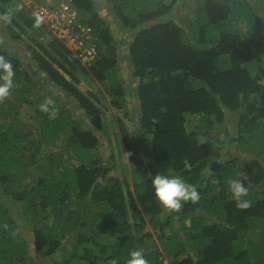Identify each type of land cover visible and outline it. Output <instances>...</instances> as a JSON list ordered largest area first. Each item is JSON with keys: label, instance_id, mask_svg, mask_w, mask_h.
Listing matches in <instances>:
<instances>
[{"label": "trees", "instance_id": "obj_1", "mask_svg": "<svg viewBox=\"0 0 264 264\" xmlns=\"http://www.w3.org/2000/svg\"><path fill=\"white\" fill-rule=\"evenodd\" d=\"M108 1L133 32L127 53L94 0H74L98 36V55L84 66L44 25L34 27L29 11L16 13L11 0H0V12L21 22L16 38L33 41L26 54L39 66L35 75L0 46L16 72L0 104V264H127L132 250L149 264H264V0H185L191 11L180 18V0ZM123 60L128 73L120 72ZM83 78L96 80L114 108L137 100L139 145L124 137L131 176L109 175L114 165L95 152L96 131L110 138V130L101 97L79 87ZM48 98L52 110L37 108L38 122L27 129L21 107ZM227 117L236 118L229 143L240 154L221 161L213 133L227 127ZM157 173L183 177L199 200L183 202L179 212L165 209L151 183ZM241 178L247 207L229 190Z\"/></svg>", "mask_w": 264, "mask_h": 264}, {"label": "rangeland", "instance_id": "obj_2", "mask_svg": "<svg viewBox=\"0 0 264 264\" xmlns=\"http://www.w3.org/2000/svg\"><path fill=\"white\" fill-rule=\"evenodd\" d=\"M184 1L185 0H180L179 3L177 4L176 10L180 14L178 18H180L181 16L183 17V15L190 14L191 9L189 7H185V6L182 7V5L185 4ZM11 2L15 6V9L17 11L16 13H19L18 10L19 11H22V10L29 11V9L25 7L21 3V1L11 0ZM191 2H192L191 0L188 1V3H191ZM94 3L96 6V9L99 10V12L102 14V16L106 19V21L109 23L110 27L112 28L114 37L118 44V48L119 50H122L123 52L122 56H124V54L127 53L128 42L133 36L132 30L129 28H122V26L119 24L120 23L119 20L116 19V16H114V14L111 13L112 3L110 1L94 0ZM15 17L19 19L17 16ZM172 17H174L173 14L167 15V18H172ZM16 21L17 23L14 22L10 18V16L7 15L6 13L0 12V46H2L5 49H10L15 55H17L23 61L24 67L33 65L32 66L33 68L30 67L31 68L30 71L32 73H35L36 75V73H38L39 71V66L34 64L32 60L28 57V54H26V51H27L26 46L28 44H32L33 41L30 40V38L26 34L23 36L22 38L23 40H19L18 38H16L17 35L15 34L19 32V27L21 24L20 20H16ZM55 65L58 66L57 64ZM120 67H121L120 72L128 73L129 65L126 60H123L121 62ZM128 77L132 85L136 83L135 78H133L131 75H128ZM128 77H126V80L128 79ZM48 84L50 83L48 82ZM79 87L84 91L88 92V90H90L98 94L102 99L103 107H104V110L106 111L105 118L109 126L110 138H107L104 135V133H102L101 131H96L100 139H99L98 146L95 149V152H99L101 154L103 161L108 166L114 165L113 169L109 172V175L117 176V175L128 174L129 176H131V173H132L131 170L134 168L135 163L133 162L130 156V149L126 141L124 140V137H127L128 140H130L131 142H135L136 145H139V143H137V140H136V132H137L136 127L137 126H135V123L137 120V104H136L137 100L136 98L129 97L128 103L126 104L125 108L117 109V108L112 107L108 103V97L105 93H103V95L99 93V91L102 92V90L100 89L99 83L96 80H86L85 78H83L81 83L79 84ZM30 101L33 104H35L33 102V98H31ZM3 102H5V100L0 99V104H2ZM18 105L20 106V101H18ZM68 106L72 107V104L68 103ZM37 108H40V107H38L37 105L30 106L27 103H25L20 109L19 115L24 120V122L27 123L26 125L27 129H30L31 125H36L38 122L36 119L32 118V115L36 113L35 110ZM77 111H79L78 112L79 114L75 112L78 115L77 119H80L81 121L83 118V122H86L84 115L81 113V111L80 110H77ZM229 115L230 114L228 113V116ZM121 118L123 120L122 122H120ZM194 119L197 121L199 120L198 117L189 116L190 122H193ZM235 121H236L235 117L233 118L227 117L226 123L223 124V125H227V127L221 125L222 127L220 126L221 128H219L216 131V133H213L214 138H216V140L213 141L214 143L213 154L216 155L215 159L219 158L221 161H223V160L229 159L230 156L235 157L237 154H240L239 150L236 149L237 147L236 142L229 143V140L231 136L233 135V133L236 134V131H235L236 126L234 125ZM121 123L124 125L121 126ZM64 143L65 141L62 139L51 142L49 146L45 147L42 150L41 155L46 153L48 150L50 151L53 149H57L58 146L60 147ZM38 159L40 162V160L42 159V156L39 157ZM122 163L126 164V167H125L126 170L122 166ZM38 164L39 163L34 164V166L31 169L36 172L37 170L35 169V167ZM29 180L30 179H27V181ZM0 194H4L2 190H0ZM4 195L6 198V194ZM9 198L11 199V197ZM96 209L97 208L95 205H92L89 208L88 210L89 216L87 217L88 221H91L93 219ZM20 219L24 222V224H26L27 221H25L23 217L20 216ZM146 219L149 220V216H147ZM147 226H148V230L152 231L154 236H157V230L154 229L153 226L150 224H148ZM111 241L112 240L109 239L107 242L110 243ZM31 245H33V242L31 243ZM67 246L68 248L71 249L73 248L74 245L70 243ZM66 255H69V254L66 252Z\"/></svg>", "mask_w": 264, "mask_h": 264}, {"label": "clouds", "instance_id": "obj_3", "mask_svg": "<svg viewBox=\"0 0 264 264\" xmlns=\"http://www.w3.org/2000/svg\"><path fill=\"white\" fill-rule=\"evenodd\" d=\"M29 12L34 16V27L39 28L44 23L45 17L38 12L33 13L31 10H29ZM8 15L10 16L11 14L9 13ZM68 49L75 54L77 59L84 66L92 64L93 60L84 63L80 60L75 51L70 48ZM15 75L16 72L12 62L5 56L0 55V99L8 97L11 90L15 87ZM53 105L54 101L51 98H48L40 105V109L41 111L49 112L52 110L51 106ZM244 180V178H241L229 181V190L240 207L248 206V201L243 199L248 194V188ZM151 183L154 187L155 197L160 201L161 205L169 211L179 212L183 207V202H196L200 198V193L196 186L187 182L179 175L157 173L152 177ZM129 255L130 259L127 261V264H149L141 250H132ZM112 264H118V261L114 259Z\"/></svg>", "mask_w": 264, "mask_h": 264}, {"label": "built area", "instance_id": "obj_4", "mask_svg": "<svg viewBox=\"0 0 264 264\" xmlns=\"http://www.w3.org/2000/svg\"><path fill=\"white\" fill-rule=\"evenodd\" d=\"M33 13L45 17L44 25L51 34L75 51L84 63L98 54V37L93 28L82 22L74 0H19Z\"/></svg>", "mask_w": 264, "mask_h": 264}]
</instances>
